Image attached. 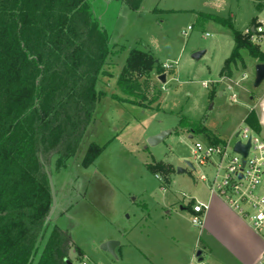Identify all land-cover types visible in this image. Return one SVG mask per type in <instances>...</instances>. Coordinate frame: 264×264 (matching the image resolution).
<instances>
[{
	"label": "rangeland",
	"instance_id": "obj_1",
	"mask_svg": "<svg viewBox=\"0 0 264 264\" xmlns=\"http://www.w3.org/2000/svg\"><path fill=\"white\" fill-rule=\"evenodd\" d=\"M90 3L114 54L105 65L110 76L100 75L96 84L103 93L92 122L74 155L53 171L56 204L50 221L70 232L78 251L71 250L69 257L76 261L85 255L89 264H189L201 250L205 261L254 264L264 240L227 206L213 200L210 218L192 223L191 205L209 200L214 174L213 167L194 161L192 147L213 137H231L232 144L231 135L251 111L264 138V80L253 85L257 58L241 49L242 59L231 64L232 78L220 76L234 46L232 28L243 33L264 0H141L137 9L122 0ZM201 13L229 18L232 28ZM133 48L156 57L164 80L153 73L142 82L145 99L118 101L113 95L133 99L116 86ZM200 50L204 53L193 58ZM182 118L190 126H181ZM192 122L209 134L195 133ZM164 130L170 133L162 141L148 144L150 136ZM92 143L102 150L83 168ZM106 240L118 242L114 256L101 249Z\"/></svg>",
	"mask_w": 264,
	"mask_h": 264
},
{
	"label": "trees",
	"instance_id": "obj_2",
	"mask_svg": "<svg viewBox=\"0 0 264 264\" xmlns=\"http://www.w3.org/2000/svg\"><path fill=\"white\" fill-rule=\"evenodd\" d=\"M90 1L0 0V264H69L71 249L78 251L70 232L50 221L54 210L50 213L45 167L53 179L54 167L63 168L74 155L102 97L98 79L110 76L105 65L114 52ZM122 1L131 9L141 2ZM200 15L232 28L229 18ZM232 32L234 46L220 70L226 79L232 78L231 64L242 59L241 49L264 63L248 35ZM163 72L153 54L131 49L116 86L133 99L113 98L145 99L143 80ZM245 123L260 131L252 111ZM180 124L189 125L183 118ZM191 125L195 133L209 134ZM101 150L90 144L81 166L91 165Z\"/></svg>",
	"mask_w": 264,
	"mask_h": 264
},
{
	"label": "built area",
	"instance_id": "obj_3",
	"mask_svg": "<svg viewBox=\"0 0 264 264\" xmlns=\"http://www.w3.org/2000/svg\"><path fill=\"white\" fill-rule=\"evenodd\" d=\"M251 27L253 30H250ZM244 34L264 53V8L259 10ZM203 85L205 86V82ZM228 88L231 89L230 86ZM230 99L236 100L235 93L230 95ZM231 136L235 138L232 144L231 137L219 142L196 140L192 147V157L199 165L213 167L209 191L221 197L264 240V138L246 123L238 127ZM237 142L242 145L249 143L245 156L234 150ZM190 163L194 169L193 162ZM200 179L206 180V176L201 174ZM207 209V203L195 201L191 205L192 223L201 225V218ZM70 264L89 263L82 257ZM189 264L224 263L209 262L196 256ZM254 264H264V251Z\"/></svg>",
	"mask_w": 264,
	"mask_h": 264
},
{
	"label": "water",
	"instance_id": "obj_4",
	"mask_svg": "<svg viewBox=\"0 0 264 264\" xmlns=\"http://www.w3.org/2000/svg\"><path fill=\"white\" fill-rule=\"evenodd\" d=\"M250 30H253V27H251ZM203 53H204V51H202V50L196 51L192 54V57L193 58H199ZM160 79L164 80V74H160ZM263 80H264V63H257L255 65V77H254V82H253L254 87H258ZM169 133H170L169 130H164L158 134L150 136L148 138V144L155 145V144L159 143ZM248 147H249V143L242 145V144H240V142H237L234 145V150L242 153L243 156H245L247 153ZM185 162L189 167H191V168L193 167L192 164L190 163V161L186 160ZM177 170L179 172L184 171V169H182L180 167H178ZM45 172L47 174L51 198H52V206L50 209V213H51L54 210V206L56 204V192H55L53 179H52L47 167H45ZM117 245H118V242L115 240H106V241L102 242L100 247L102 250H104V251H106L109 254L114 256L115 255V247ZM200 254H201V250H198L196 252V256L200 257ZM69 264H70V262H69Z\"/></svg>",
	"mask_w": 264,
	"mask_h": 264
},
{
	"label": "crops",
	"instance_id": "obj_5",
	"mask_svg": "<svg viewBox=\"0 0 264 264\" xmlns=\"http://www.w3.org/2000/svg\"><path fill=\"white\" fill-rule=\"evenodd\" d=\"M264 6V5H263ZM246 30V29H245ZM245 30H244V32H245ZM243 32V33H244ZM264 122H261V124H263ZM262 126V125H261ZM84 168V167H83ZM87 168V167H86ZM210 192V191H209ZM213 200H217L218 202H216L215 204H223L224 206H227L232 212H234L237 216H239L235 211H233L226 203H225V201L221 198V197H219L218 195H216V194H213V193H211L210 192V198H209V200L208 201H202V202H204V203H207L208 204V209L205 211V213L203 214V216H202V222L203 223H205L209 218H210V215H209V209H210V207H211V205L213 204ZM209 210V211H208ZM240 217V216H239ZM243 221H245L242 217H240ZM246 222V221H245ZM247 223V222H246ZM202 224V223H201ZM248 224V223H247ZM211 227V226H210ZM211 232L213 233V235L216 237V238H219L220 236H221V234H219L218 232H216L215 230H214V228H212L211 227ZM214 237V238H215ZM263 248V246H259V248H258V251H257V254L255 255V260L257 259L256 257H259V255H260V253H261V251L263 250L262 249ZM71 250H73L74 251V249L72 248ZM82 257H85V255H83ZM71 259V262H75V261H73L72 260V258H70ZM78 260V259H77ZM254 260V261H255ZM191 260H189V262H190ZM70 262V263H71Z\"/></svg>",
	"mask_w": 264,
	"mask_h": 264
}]
</instances>
